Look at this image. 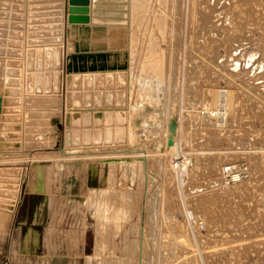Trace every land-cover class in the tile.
Instances as JSON below:
<instances>
[{"label": "rangeland", "instance_id": "rangeland-1", "mask_svg": "<svg viewBox=\"0 0 264 264\" xmlns=\"http://www.w3.org/2000/svg\"><path fill=\"white\" fill-rule=\"evenodd\" d=\"M52 1L0 0V264H264V0H119L83 73Z\"/></svg>", "mask_w": 264, "mask_h": 264}, {"label": "crops", "instance_id": "crops-1", "mask_svg": "<svg viewBox=\"0 0 264 264\" xmlns=\"http://www.w3.org/2000/svg\"><path fill=\"white\" fill-rule=\"evenodd\" d=\"M67 1V0H66ZM119 0H90V18L87 23H67L65 27V36L67 53L65 57V69L68 72L78 73L122 68L127 66L128 60L125 52L116 47H111L108 42L105 30L112 27L106 20L99 19L103 11L108 16L109 11L118 10ZM112 20H109V22ZM117 24V21H112ZM57 92V89L55 90ZM69 195V194H67ZM68 197V196H67ZM39 211V207H38ZM57 227V223L55 225ZM9 230L5 236L0 239V243L5 239L6 243H11L13 239V225L9 224ZM9 232V233H8ZM45 240L39 236L38 241L33 239L28 245L37 244V259H41L45 251L41 250V245ZM28 255H30L28 253Z\"/></svg>", "mask_w": 264, "mask_h": 264}, {"label": "bare ground", "instance_id": "bare-ground-1", "mask_svg": "<svg viewBox=\"0 0 264 264\" xmlns=\"http://www.w3.org/2000/svg\"><path fill=\"white\" fill-rule=\"evenodd\" d=\"M52 2H54L56 5H57V7H55L54 6V8H55V12H54V19H53V24H54V28H55V31H56V34H58V36L59 37H61V34H64V28H65V24H64V22H65V20H64V17H63V13L61 12V7H62V5H63V0H54V1H52ZM69 5H70V3H69ZM90 5V4H89ZM33 6H35V5H33ZM53 8V9H54ZM53 15V14H52ZM89 15H90V12H89ZM90 21H91V18H90ZM89 21V22H90ZM68 22H69V20H68ZM72 23V22H71ZM57 30L59 31V33L57 32ZM57 39V38H56ZM53 45V44H52ZM45 47V46H44ZM47 48V47H46ZM51 48H53V47H50L49 46V49H47L48 51H46V52H48L47 54L49 55V59H48V62L52 65L53 64V62H52V60H53V52H52V49ZM39 50V49H38ZM59 51H60V49H59ZM55 53V52H54ZM58 53V52H57ZM46 54V55H47ZM56 55H59V54H56ZM41 56V55H40ZM54 56H55V54H54ZM59 57V56H58ZM55 59V58H54ZM59 59V58H58ZM43 60V59H42ZM45 61V60H44ZM58 61V60H57ZM59 62V61H58ZM55 63H57V62H55ZM2 64V63H1ZM9 64V63H8ZM40 64V63H39ZM50 64H48L49 65V67H52V66H50ZM62 64V63H61ZM5 67H7V66H5ZM6 70V69H5ZM108 71V70H107ZM115 71V70H114ZM113 71V72H114ZM123 71V70H122ZM97 72V71H96ZM106 72V71H105ZM117 72V71H116ZM118 72H120L119 70H118ZM3 73L5 74V72L3 71ZM7 73H9V72H7ZM6 73V74H7ZM94 73V72H93ZM99 73V72H98ZM100 73H102V72H100ZM3 74V75H4ZM4 77V76H3ZM7 76H5V78L4 79H6L7 80ZM11 79V78H10ZM42 79V76L40 75L39 76V80H41ZM6 82H8V80L6 81ZM12 83V82H11ZM11 87V86H10ZM12 90V89H11ZM29 90V89H28ZM24 92V91H23ZM26 93V92H25ZM28 93V92H27ZM102 93V92H101ZM101 93L99 94L100 96H103V95H101ZM37 94V93H36ZM108 95H107V98H108V96L109 97H111L112 96V93H107ZM106 96V95H105ZM36 99V101H37V99L38 98H35ZM99 99H102V97L101 98H99V96H98V98H97V100H99ZM105 99V98H104ZM110 99V98H109ZM108 99V100H109ZM112 99V98H111ZM106 100V99H105ZM35 101V102H36ZM100 102V101H99ZM39 103V102H38ZM111 103V102H110ZM42 103L40 102V105H41ZM43 106V105H42ZM36 107V106H35ZM109 107V106H108ZM82 108V107H81ZM119 111H121V110H119ZM118 111V112H119ZM109 114H110V112H109ZM111 115H113V114H111ZM111 115H108L109 117H111ZM117 116V115H116ZM116 116H114V117H116ZM127 116V115H126ZM98 117V116H97ZM113 117V116H112ZM111 117V118H112ZM113 117V118H114ZM75 118V116L72 118V119H74ZM107 118V117H106ZM126 118V117H125ZM76 119H77V117H76ZM75 120V119H74ZM97 120V119H96ZM101 120V119H100ZM108 120V119H107ZM126 120V119H125ZM5 121V120H4ZM3 120H2V122H4ZM77 121V120H76ZM93 121V120H92ZM98 121V120H97ZM124 121V120H123ZM73 122V121H72ZM78 122V121H77ZM121 122V121H120ZM125 122V121H124ZM0 123H1V121H0ZM79 123V122H78ZM87 123V122H86ZM95 123V122H94ZM111 123V120L109 121V124ZM8 124V123H7ZM118 124V123H117ZM120 125L122 124V122L121 123H119ZM1 125V124H0ZM5 125V124H4ZM2 126V125H1ZM0 126V127H1ZM5 126H7V125H5ZM3 127V126H2ZM11 129V128H10ZM76 129V128H75ZM86 130V129H85ZM102 130V129H101ZM115 130V129H114ZM117 130V129H116ZM103 131V130H102ZM10 132V131H9ZM78 132V131H77ZM94 132V131H93ZM105 132V131H104ZM114 132V131H113ZM116 132V131H115ZM114 132V133H115ZM92 133V132H91ZM103 133V132H102ZM102 133H101V135H102ZM107 133V132H106ZM113 133V134H114ZM72 134V133H71ZM105 134V133H104ZM108 134V133H107ZM116 134V133H115ZM81 135V134H80ZM105 136V135H104ZM107 136V135H106ZM113 136V135H112ZM102 138H103V135L101 136ZM108 137H109V135H108ZM122 137V136H121ZM72 139V138H71ZM82 139H83V137H82ZM90 140H92V139H90ZM71 141H73V140H71ZM75 141V140H74ZM89 141V140H88ZM104 141V140H103ZM123 141H124V138H123ZM91 142V141H90ZM78 143V142H77ZM82 143V142H81ZM96 143V142H95ZM98 143H99V141H98ZM68 144V143H67ZM75 145V144H74ZM78 145V144H77ZM87 144H85V146H86ZM67 146V145H66ZM80 147H82V146H80ZM84 147V146H83ZM75 148H76V146H75ZM72 149V148H71ZM5 185V184H4ZM2 213V212H1ZM5 213V212H4Z\"/></svg>", "mask_w": 264, "mask_h": 264}, {"label": "water", "instance_id": "water-1", "mask_svg": "<svg viewBox=\"0 0 264 264\" xmlns=\"http://www.w3.org/2000/svg\"><path fill=\"white\" fill-rule=\"evenodd\" d=\"M68 20L72 23H87L90 21V0H69ZM2 98L0 97V104Z\"/></svg>", "mask_w": 264, "mask_h": 264}, {"label": "built area", "instance_id": "built-area-1", "mask_svg": "<svg viewBox=\"0 0 264 264\" xmlns=\"http://www.w3.org/2000/svg\"><path fill=\"white\" fill-rule=\"evenodd\" d=\"M222 172L228 182H237L249 176V166L245 162H233L223 166ZM203 224V223H202Z\"/></svg>", "mask_w": 264, "mask_h": 264}]
</instances>
